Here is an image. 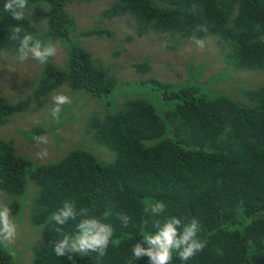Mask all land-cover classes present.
<instances>
[{"label":"trees","instance_id":"obj_1","mask_svg":"<svg viewBox=\"0 0 264 264\" xmlns=\"http://www.w3.org/2000/svg\"><path fill=\"white\" fill-rule=\"evenodd\" d=\"M67 1L95 0H29L26 19L19 22L4 11L6 0H0V52L16 51L18 42L11 37L17 24L39 39L35 26L43 20L46 39L60 40L67 52L63 67L52 61L43 65L24 97L10 101L0 94V126L15 113L44 106L52 91L66 85L102 103L106 111L102 117L93 111L86 119L87 133L114 156L103 160L78 146L58 160L40 163L16 153L12 138L0 137V195L9 198L11 217L24 207L26 179L38 188L29 221L38 227L41 246L31 264H150L147 256L136 261L132 246L142 232L157 230L156 220L163 224L172 216L197 219L198 238L207 242L186 264H264V83L243 88L251 103L242 104L228 94L150 76L138 83L159 91L158 105L144 96L126 97L116 105L110 94L117 78L75 42ZM100 17L123 18L138 37H170L166 46L171 50L185 40L212 37L227 67L264 69V0H112ZM113 33L106 27L81 32ZM134 65L138 71L151 70L148 60ZM38 130L22 132L34 139ZM65 201L90 208L95 216L111 211L106 222L114 234L103 258L55 255L53 247L62 237L49 218ZM156 201L165 202V211L146 214V204ZM118 214L129 216V223L123 224ZM75 223L64 231H74ZM11 251L0 244V264H16ZM172 264L185 262L174 254Z\"/></svg>","mask_w":264,"mask_h":264},{"label":"rangeland","instance_id":"obj_2","mask_svg":"<svg viewBox=\"0 0 264 264\" xmlns=\"http://www.w3.org/2000/svg\"><path fill=\"white\" fill-rule=\"evenodd\" d=\"M112 0H95L91 3L67 1L65 9L74 17L72 37L75 42L86 48L93 61L100 64L117 78L113 92L114 104H121L124 98L144 96L158 105L159 91L148 84H139L145 78L153 76L158 79L180 84H192L206 93H224L238 103L250 104L244 95L245 89L256 88L264 83V69L234 70L226 66V60L220 53L215 38L205 37V47L199 48L194 41H183L177 50L166 45L171 43L170 37L160 35H144L138 37L123 18L103 19L100 12L108 7ZM93 27H106L114 31L111 37L98 35L84 36L82 31ZM47 21L43 20L35 26V35L42 42H47L45 31ZM127 35H132L127 39ZM57 48V54L48 61L63 67L67 52L60 40H50ZM148 60L151 70L138 71L135 63ZM46 63V62H45ZM45 63L29 59L18 60L17 51L0 52V94L10 101L24 97L35 82ZM63 93L71 98L70 104L62 106L60 122L56 123L49 114L53 106L52 97ZM110 95L108 98H110ZM159 99V101L157 100ZM110 100V99H109ZM112 104L110 111L114 110ZM35 105H31L33 107ZM110 107V106H109ZM114 108V109H113ZM159 110V109H158ZM96 111L100 117L106 111L102 103L87 93L72 91L63 85L49 95L45 105L36 110H25L15 113L9 121L0 126V137L12 138L16 153L25 155L35 162L45 163L58 160L72 148L82 146L91 150L95 156L103 160L113 159V152L92 140L87 133L89 129L86 119ZM31 128H40L39 135L47 137V143L37 145L36 140L22 132ZM47 150L48 155L41 160L37 153ZM37 187L29 178L25 184L24 207L22 213L12 217L17 225V236L5 246L14 256L16 264H31L33 253L41 246L38 227L29 221L33 196ZM21 196V195H20ZM9 198L0 195V204L6 205ZM13 254V255H14Z\"/></svg>","mask_w":264,"mask_h":264},{"label":"clouds","instance_id":"obj_3","mask_svg":"<svg viewBox=\"0 0 264 264\" xmlns=\"http://www.w3.org/2000/svg\"><path fill=\"white\" fill-rule=\"evenodd\" d=\"M28 7L29 0H6L4 11L10 13L12 18L19 22L26 19ZM11 38L18 42L16 51L20 62H26L31 58L40 63H45L50 57H54L58 51L50 40L42 42L39 39H34L31 34L25 33L20 24L12 29ZM194 43L201 49L205 47V42L202 39H194ZM52 100L53 106L49 109V114L56 123H59L62 106L70 104L71 98L60 93L53 95ZM34 139L37 145L47 143L45 135L36 136ZM47 155L46 149L37 153L41 160ZM165 208V202L156 201L147 203L144 212L155 217L163 213ZM91 212L92 209L90 208L78 209L73 202L65 201L51 215L49 219L55 222L57 225L55 231L62 237L55 242L53 247L56 256H67L72 259L73 254L87 256L95 253L97 258H103L107 254L114 234L113 226L106 222L111 211L103 212L102 216L91 215ZM118 218L125 225L130 221V217L125 214H118ZM70 222H76L75 230L65 232L64 226ZM154 228L157 229L155 232H142L143 238L133 244L132 255L136 261L147 256L150 264H172L175 254L186 264L206 247L207 242L198 238L201 226L195 218L186 222L179 216H172L167 218L163 224L156 220ZM16 236L17 225L11 217V209L7 205L0 204V244L7 246Z\"/></svg>","mask_w":264,"mask_h":264}]
</instances>
